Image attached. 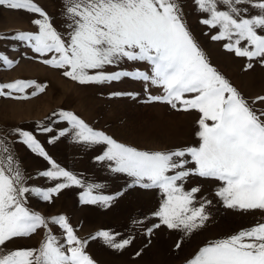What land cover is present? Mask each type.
I'll return each mask as SVG.
<instances>
[{
	"label": "snow or ice",
	"instance_id": "snow-or-ice-1",
	"mask_svg": "<svg viewBox=\"0 0 264 264\" xmlns=\"http://www.w3.org/2000/svg\"><path fill=\"white\" fill-rule=\"evenodd\" d=\"M201 14L199 23L214 32L213 42L237 58L264 65V0H192ZM0 9L33 15L36 32L20 30L0 41L26 45L44 65L62 70V75L81 86L111 85L125 78L142 84L145 105L163 104L170 111H196L198 146L165 150H142L117 142L94 130L68 110L53 112L56 131L49 143L69 138L85 148L103 146L95 160L112 173L128 179L127 188L158 189L161 203L152 216L158 218L147 231L161 226L190 238L210 219L211 200L197 206L199 186L185 190L191 176L214 179L220 186L214 195L229 210L247 213L264 210V109L253 105L218 72L190 32L179 0H61L66 32H59L48 13L35 0H0ZM206 35L208 33H205ZM18 61L0 52V65L11 68ZM128 63L131 69L120 65ZM146 65L141 69L137 65ZM115 71H106L107 68ZM47 84L16 79L0 83V97L28 99L43 93ZM153 91L160 94H153ZM110 98H140L139 92H110ZM42 133L51 127L37 125ZM16 142L48 162L50 167L35 178L55 182L47 188L29 187L12 149L0 139V264H94L86 253L88 240L77 236L64 215L50 219L30 210L27 195L52 202L62 190L78 186L82 204L109 207L117 196L94 194L100 184H85L76 174L59 166L29 131L16 128ZM191 165V167L189 166ZM50 225L62 230V239ZM45 230L36 248L5 251L8 242L30 238ZM118 233L100 230L90 239H100L109 248L123 250L130 239L117 240ZM176 248L181 246L178 242ZM187 264H264V223L244 228L226 238L199 247Z\"/></svg>",
	"mask_w": 264,
	"mask_h": 264
},
{
	"label": "rangeland",
	"instance_id": "rangeland-1",
	"mask_svg": "<svg viewBox=\"0 0 264 264\" xmlns=\"http://www.w3.org/2000/svg\"><path fill=\"white\" fill-rule=\"evenodd\" d=\"M48 15L56 29L64 34V19L60 15L61 0H35ZM187 26L205 52L210 63L222 74L250 105L257 97L264 96V65L258 60L252 61L253 67L245 70L247 58H237L223 49V42H213L207 27L201 25V14L194 10L192 0H179ZM33 15L23 11L0 9V35L11 36L17 31L36 32L38 29L31 21ZM205 33H208L207 35ZM0 52L18 61L13 67L0 65V83L13 82L16 79L34 80L47 84L43 93L32 97L33 89L26 90L28 99L16 100L0 97V139L5 140L18 160L20 169L27 179L29 187L47 188L55 182L46 178H35L40 171L50 165L42 157L32 153L25 145L16 142L18 136L13 130L20 128L32 132L45 148L48 155L59 166L73 172L85 184H100L102 187L94 194L117 196L112 204L105 208L100 205L82 204L80 194L85 189L72 186L53 197L52 202H43L39 198L27 195L26 206L47 219L64 215L75 233L82 240H88L86 253L94 264H187L199 247L212 240L226 238L241 229L257 223H264V210H250L241 213L222 206L214 195L220 186L214 179L191 176L184 183L185 190L199 186L197 206L201 200H211L208 206L210 219L206 226L190 238L184 237L178 230H169L165 226L147 231L158 218L152 213L158 210L162 197L158 189L127 188L128 179L112 173L107 166L97 162L95 156L101 154L103 146L85 148L74 144L69 138H61L49 143L56 131L66 127V122L56 123L53 112L72 111L82 118L94 130H100L112 136L117 142L134 146L142 150H165L181 146H198L196 111H170L163 104L145 105L142 84L125 78L103 86H81L62 75V70L44 65L26 45L11 40L0 41ZM122 68L131 69L124 63ZM137 67L146 68L139 64ZM109 67L106 71H115ZM139 92L140 98H110L109 93ZM153 94H160L153 91ZM255 109H264V103L257 102ZM37 125L51 127L52 133H42ZM191 167V165H189ZM53 234L62 239V230L50 225ZM108 230L118 233L117 240L130 239L131 243L123 250L106 246L100 239H90L97 231ZM45 230L30 238H17L8 242L5 251L18 248H36L44 239ZM180 242L181 246L176 248Z\"/></svg>",
	"mask_w": 264,
	"mask_h": 264
}]
</instances>
